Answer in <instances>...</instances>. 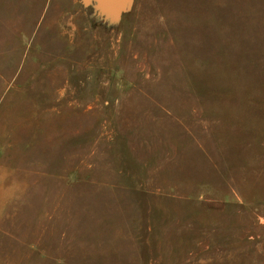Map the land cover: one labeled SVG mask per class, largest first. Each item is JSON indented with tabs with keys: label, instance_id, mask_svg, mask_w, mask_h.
Returning <instances> with one entry per match:
<instances>
[{
	"label": "rangeland",
	"instance_id": "1",
	"mask_svg": "<svg viewBox=\"0 0 264 264\" xmlns=\"http://www.w3.org/2000/svg\"><path fill=\"white\" fill-rule=\"evenodd\" d=\"M0 0V264H264V0Z\"/></svg>",
	"mask_w": 264,
	"mask_h": 264
},
{
	"label": "water",
	"instance_id": "2",
	"mask_svg": "<svg viewBox=\"0 0 264 264\" xmlns=\"http://www.w3.org/2000/svg\"><path fill=\"white\" fill-rule=\"evenodd\" d=\"M134 0H81L84 8L91 9V17L107 27L116 26L127 14Z\"/></svg>",
	"mask_w": 264,
	"mask_h": 264
}]
</instances>
